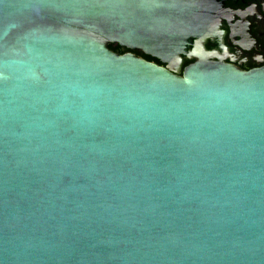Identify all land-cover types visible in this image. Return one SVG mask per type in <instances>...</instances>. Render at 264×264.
<instances>
[{"label":"water","instance_id":"1","mask_svg":"<svg viewBox=\"0 0 264 264\" xmlns=\"http://www.w3.org/2000/svg\"><path fill=\"white\" fill-rule=\"evenodd\" d=\"M212 2L0 0V264H264V67Z\"/></svg>","mask_w":264,"mask_h":264},{"label":"flooded vegetation","instance_id":"2","mask_svg":"<svg viewBox=\"0 0 264 264\" xmlns=\"http://www.w3.org/2000/svg\"><path fill=\"white\" fill-rule=\"evenodd\" d=\"M212 1L206 49L243 71L264 67V0Z\"/></svg>","mask_w":264,"mask_h":264},{"label":"trees","instance_id":"3","mask_svg":"<svg viewBox=\"0 0 264 264\" xmlns=\"http://www.w3.org/2000/svg\"><path fill=\"white\" fill-rule=\"evenodd\" d=\"M109 48H110L111 50L115 51V52L120 53V54L123 53L122 50H121V48H120L118 45L109 44ZM133 53H134L135 55L139 56V57H142V58L148 60V61H152V62H154V63H157V64L161 65L160 62H159L156 58H152V57H150V56H146V55H144L141 51H135V52H133ZM190 62H191V60L185 59V60H184V63H183V66L189 64Z\"/></svg>","mask_w":264,"mask_h":264}]
</instances>
